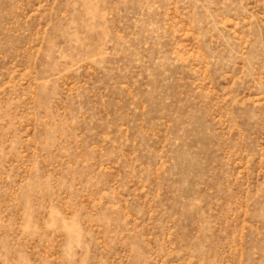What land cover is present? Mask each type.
Here are the masks:
<instances>
[{
	"label": "rangeland",
	"instance_id": "rangeland-1",
	"mask_svg": "<svg viewBox=\"0 0 264 264\" xmlns=\"http://www.w3.org/2000/svg\"><path fill=\"white\" fill-rule=\"evenodd\" d=\"M0 264H264V0H0Z\"/></svg>",
	"mask_w": 264,
	"mask_h": 264
}]
</instances>
